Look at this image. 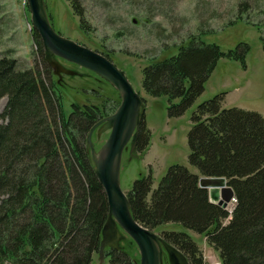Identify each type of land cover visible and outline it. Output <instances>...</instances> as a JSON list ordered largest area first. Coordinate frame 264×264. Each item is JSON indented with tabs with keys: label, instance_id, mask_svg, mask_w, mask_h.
<instances>
[{
	"label": "trees",
	"instance_id": "obj_1",
	"mask_svg": "<svg viewBox=\"0 0 264 264\" xmlns=\"http://www.w3.org/2000/svg\"><path fill=\"white\" fill-rule=\"evenodd\" d=\"M69 1L73 13L82 16L77 0ZM32 37L43 69L37 62L20 69L16 59L0 55V99H7L0 112V264H91L108 204L85 143L102 116L99 107L78 103L64 116L41 39L33 30ZM223 55L217 44L190 37L177 54L143 67L142 88L151 96L180 97L171 106V113L180 115L203 91ZM222 100L216 95L192 115L188 160L199 175L173 164L155 189L148 173L135 179L126 195L143 226L156 231L165 223H181L204 234L220 264H264V118L256 111L223 108ZM148 142L142 120L135 149L143 151ZM200 176L221 177L233 189L230 214L210 201ZM160 232L190 264H205L189 235ZM106 254L109 264L136 261L121 249Z\"/></svg>",
	"mask_w": 264,
	"mask_h": 264
},
{
	"label": "rangeland",
	"instance_id": "obj_2",
	"mask_svg": "<svg viewBox=\"0 0 264 264\" xmlns=\"http://www.w3.org/2000/svg\"><path fill=\"white\" fill-rule=\"evenodd\" d=\"M77 2L82 16L73 13L69 0H45L53 28L93 50L106 52L109 59L125 72L144 102L143 122L148 129L149 142L141 152L131 143L123 150L120 186L124 192L131 189L135 179L148 173L152 174V190L155 189L173 164L183 165L199 175L197 167L188 160L187 135L192 126V115L200 103L222 95L223 108L256 111L264 118V0ZM32 30L26 0H0V55L16 59L20 69L32 68L36 62L40 69L44 68V64L36 59L38 47ZM190 37L217 44L225 55L217 60L204 82L203 91L192 104L182 114L173 115L171 106L179 104L180 97L147 94L141 85L142 69L152 61L177 54L179 47L186 45ZM60 62L71 73H62L59 78L50 69V78L62 96L65 117H68L72 103L97 106L102 117L116 109L120 96L111 84L90 70L63 60ZM6 101V97L0 99V112ZM98 130L99 127L92 135L95 143ZM98 136L97 146H100L107 134L102 131ZM232 207H227L229 214ZM229 218L222 223L226 224ZM162 230L186 233L198 246L205 264L220 263L218 251L206 242L204 234L176 222L157 226L156 232L161 234ZM118 231L119 249L138 261L135 243L120 227ZM108 250L106 247L100 256L98 249L91 264H109ZM164 263L169 264L166 254Z\"/></svg>",
	"mask_w": 264,
	"mask_h": 264
},
{
	"label": "water",
	"instance_id": "obj_3",
	"mask_svg": "<svg viewBox=\"0 0 264 264\" xmlns=\"http://www.w3.org/2000/svg\"><path fill=\"white\" fill-rule=\"evenodd\" d=\"M31 25L42 42L44 57L52 72L60 78L71 71L60 60L90 70L111 84L119 93L120 102L109 115L94 123L86 136L85 149L90 154L94 173L107 198L108 211L102 227L99 254L106 247L119 249L120 227L138 248L135 264H163L164 255L169 264H190L184 253L160 234L140 224L133 217L129 200L120 186V168L123 150L129 143L136 145L144 114V102L125 72L107 56L58 33L50 22L44 0H26ZM107 137L96 149L92 134ZM96 143L99 141V136ZM199 184L208 189L211 202L224 207L235 197L233 189L221 177H201Z\"/></svg>",
	"mask_w": 264,
	"mask_h": 264
},
{
	"label": "bare ground",
	"instance_id": "obj_4",
	"mask_svg": "<svg viewBox=\"0 0 264 264\" xmlns=\"http://www.w3.org/2000/svg\"><path fill=\"white\" fill-rule=\"evenodd\" d=\"M45 1V0H44ZM47 9V8H46ZM48 13V12H47ZM49 15V14H48ZM50 18V17H49ZM100 127V126H99ZM153 230V229H152ZM155 231V230H154ZM156 232V231H155ZM156 233H158V232H156ZM158 234H160V233H158ZM161 235V234H160ZM164 238V237H163ZM165 239V238H164ZM137 261V260H136ZM163 263H164V260H163ZM165 264V263H164Z\"/></svg>",
	"mask_w": 264,
	"mask_h": 264
},
{
	"label": "built area",
	"instance_id": "obj_5",
	"mask_svg": "<svg viewBox=\"0 0 264 264\" xmlns=\"http://www.w3.org/2000/svg\"><path fill=\"white\" fill-rule=\"evenodd\" d=\"M234 202H235V199H233V201L231 203L234 204Z\"/></svg>",
	"mask_w": 264,
	"mask_h": 264
},
{
	"label": "flooded vegetation",
	"instance_id": "obj_6",
	"mask_svg": "<svg viewBox=\"0 0 264 264\" xmlns=\"http://www.w3.org/2000/svg\"><path fill=\"white\" fill-rule=\"evenodd\" d=\"M63 61H64V60H63ZM65 62H67V61H65ZM67 63H68V62H67ZM102 118H103V117H102ZM102 118H101V119H102ZM98 127H99V126H98Z\"/></svg>",
	"mask_w": 264,
	"mask_h": 264
}]
</instances>
